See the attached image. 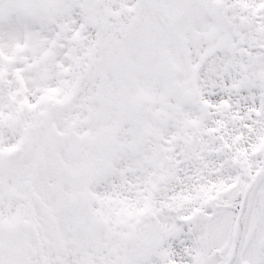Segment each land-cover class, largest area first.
I'll list each match as a JSON object with an SVG mask.
<instances>
[{"label":"snow or ice","instance_id":"6c2138e0","mask_svg":"<svg viewBox=\"0 0 264 264\" xmlns=\"http://www.w3.org/2000/svg\"><path fill=\"white\" fill-rule=\"evenodd\" d=\"M0 264H264V0H0Z\"/></svg>","mask_w":264,"mask_h":264}]
</instances>
